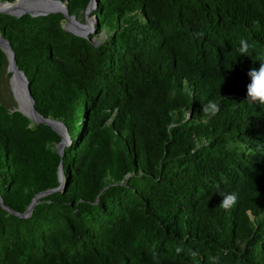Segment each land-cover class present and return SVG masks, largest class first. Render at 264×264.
<instances>
[{
    "label": "trees",
    "instance_id": "1",
    "mask_svg": "<svg viewBox=\"0 0 264 264\" xmlns=\"http://www.w3.org/2000/svg\"><path fill=\"white\" fill-rule=\"evenodd\" d=\"M95 2L100 45L62 14L0 15L35 111L69 137L59 155L61 135L0 104V264H264V104L247 98L264 0Z\"/></svg>",
    "mask_w": 264,
    "mask_h": 264
},
{
    "label": "water",
    "instance_id": "2",
    "mask_svg": "<svg viewBox=\"0 0 264 264\" xmlns=\"http://www.w3.org/2000/svg\"><path fill=\"white\" fill-rule=\"evenodd\" d=\"M26 1H28V0H15L13 3L6 2L8 4V7H7L8 10L0 11V15L5 14V15H9V16L19 18L23 15H30L31 17H39V16H47L50 14H62L65 17V19L69 21L68 25L78 27V24L75 23V21H74V16L68 15L67 7L64 3H62L58 0H37L35 2H30V3H27ZM50 4H55V5H57L58 8L57 9H51L48 6ZM95 6H96V2H95V0H92L89 8L86 10V13H88L92 8H95ZM64 27L67 31H69L73 35H75L77 37H81V38H86L85 35L79 34L75 30L68 29L66 26H64ZM0 49L4 53V55L6 56V59L8 62L7 71H8V73L11 74L10 83L12 85V89H13L14 93L18 94V96H19V99H20L19 104H23L24 107H26V108L28 107L30 113H26V112L22 111L21 109H18L16 111L20 112L21 114H23L24 116L29 118L33 123L45 124V125L49 126L50 128H52L59 135H61L62 140L56 146V151L59 155H62L63 150L69 141V137L67 135V131H66L65 126L63 125V123L61 121L43 119L35 111L34 101L30 95V92H29L27 79H26L25 75L23 74V72L19 71L17 66H16L15 55H14V52L12 50V47L10 46V43L6 39L2 38L1 35H0ZM14 74L19 75L20 80L17 81V82H19L18 86L14 85L12 83V78H13ZM55 125H57V126H55ZM59 178H60V186L55 190L45 191V192L37 194L33 198L30 206L27 208L25 213L23 215H21L22 217H27L31 214L33 207L39 198H42V197L50 194L53 191H58V190L62 189L63 181H64L63 180L62 166H60V168H59ZM0 205L5 210L11 212L8 208L3 206L1 198H0ZM16 215H18V214H16Z\"/></svg>",
    "mask_w": 264,
    "mask_h": 264
},
{
    "label": "clouds",
    "instance_id": "3",
    "mask_svg": "<svg viewBox=\"0 0 264 264\" xmlns=\"http://www.w3.org/2000/svg\"><path fill=\"white\" fill-rule=\"evenodd\" d=\"M195 38H201L204 33L197 32L192 34ZM251 45L246 40H240L239 42V52L241 56H246L249 52ZM247 75L250 78V83L247 85V98L248 102H259V104H264V62H261L258 69H250ZM219 112V104L215 100H209L206 104L203 105V113L208 116H214ZM239 147L243 149L245 146L239 144ZM257 152L264 154V145L257 144ZM219 187V186H217ZM222 199L219 204V207L224 210H230L233 206L236 205L238 196L235 192L230 193H220ZM176 253L179 254L183 251L181 247H176ZM192 255H197L196 252H193ZM218 261V258H217Z\"/></svg>",
    "mask_w": 264,
    "mask_h": 264
},
{
    "label": "rangeland",
    "instance_id": "4",
    "mask_svg": "<svg viewBox=\"0 0 264 264\" xmlns=\"http://www.w3.org/2000/svg\"><path fill=\"white\" fill-rule=\"evenodd\" d=\"M0 4H3V2L0 1ZM93 10L94 8H92L88 13L79 12L76 16H74V21L78 24V27L68 25V20H65L63 22V25L66 26L68 29L77 31L79 34L85 35L86 37L92 35V43H94L95 45H100L102 40L106 38L107 29L104 28L98 36H95V17H91V13ZM7 69L8 62L6 59V63L0 72V104L9 111H16L18 109L22 110L21 104H19V96L18 94H15L12 89V85L10 83L11 74L8 73ZM12 83L16 86L19 85L14 75L12 78ZM186 114L188 115L189 112H187Z\"/></svg>",
    "mask_w": 264,
    "mask_h": 264
},
{
    "label": "bare ground",
    "instance_id": "5",
    "mask_svg": "<svg viewBox=\"0 0 264 264\" xmlns=\"http://www.w3.org/2000/svg\"><path fill=\"white\" fill-rule=\"evenodd\" d=\"M35 1H37V0H28V1H26V2H27V3H30V2H35ZM48 6H49L51 9H57V8H58L57 5H55V4H50V5H48ZM7 7H8V4H6V3L0 4V11L8 10ZM14 77H15V79H16L17 81L20 80L18 74H14ZM18 83H19V82H18ZM21 107H22V111H24V112H26V113H30L28 107H27V108L24 107L23 104H21ZM23 107H24V108H23ZM55 126H57V125H55Z\"/></svg>",
    "mask_w": 264,
    "mask_h": 264
}]
</instances>
